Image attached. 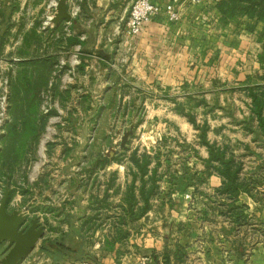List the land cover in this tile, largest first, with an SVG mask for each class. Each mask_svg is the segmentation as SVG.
Instances as JSON below:
<instances>
[{"label":"crops","instance_id":"crops-1","mask_svg":"<svg viewBox=\"0 0 264 264\" xmlns=\"http://www.w3.org/2000/svg\"><path fill=\"white\" fill-rule=\"evenodd\" d=\"M132 1L69 0L70 11L79 7L78 15L71 22L47 25V0H0V55L14 57L16 101L39 104L47 90L53 98L54 94L58 98L57 94H63L66 103L77 98L81 103L99 104L96 120L99 125L105 119L111 121L108 134L114 137V143L132 127H135L134 135L144 130L146 135L156 137L158 133L172 132L173 128L182 133L193 130L183 109L188 106L192 109L198 104L201 86L206 84L207 94L219 90L214 82L215 71L223 73L222 85H226L225 74L231 68L224 61L229 52L238 50L247 54L250 50L246 44L250 40L251 52L256 57L262 53L258 34L263 25L258 24L257 32L251 33L247 26L255 22L245 19L240 29H234L232 23L221 20L216 0H180L176 6L179 20H172L164 10L173 0H152L162 7L161 13L138 37L128 38L125 28ZM233 33L239 36L233 37ZM233 41L239 43L234 50ZM208 97L205 100L209 103ZM80 140V145L75 147L66 145L65 138L63 143L48 141L43 147L38 146L36 153L40 159L31 166L32 174L23 183L11 182L10 214L19 211L31 219L39 218L46 232H96L98 235L122 227L132 233L133 239L129 237L124 244L144 251L143 256L128 251L123 264H156L154 253L159 256L158 264H164L166 250H175L177 245L185 249L184 264H264V192L253 193L254 197L241 194L233 201L216 192L222 186L221 178L205 177L207 193L194 196L190 192L183 196V205L192 199V207L189 211L179 210L185 217L175 215L167 205L174 200L180 204L182 197L177 192L168 195V189L181 181L183 167L193 170L198 164L192 160L185 166L177 161L175 173L171 165L161 161L160 171L167 173L169 167L173 173L168 174L169 178L164 177L159 195L150 200L151 207L147 210L141 200L138 179L132 193L138 204L131 212L126 200L134 181L130 174L133 165L129 160L117 164L89 159L88 146L82 147ZM132 140L125 149L128 152ZM120 149L125 152L121 145ZM74 153H79L81 159H73ZM232 204L246 207L244 215L254 223L253 227L233 226ZM130 212L138 218L131 219ZM105 217L109 218L106 223ZM186 217H191V225H186ZM121 218L126 219V225H120ZM172 227L178 235L190 232L192 238L172 239ZM250 231L257 237L249 238ZM76 240L45 237L37 245L38 256H44L46 264L119 262L121 245L117 244L115 251L103 252L104 236L99 242L91 240L88 244L92 261L57 260L51 252L40 249L45 242L68 248L87 243V240ZM145 259L147 263H143Z\"/></svg>","mask_w":264,"mask_h":264},{"label":"rangeland","instance_id":"rangeland-1","mask_svg":"<svg viewBox=\"0 0 264 264\" xmlns=\"http://www.w3.org/2000/svg\"><path fill=\"white\" fill-rule=\"evenodd\" d=\"M2 7L0 5V15L2 12ZM1 17V16H0ZM1 20V18H0ZM245 19H238L232 22L234 29H240L243 24H245ZM249 21V20H247ZM252 25V24H248ZM248 30V29H247ZM251 33L257 32V30L251 31ZM237 34V33H236ZM233 33V37L239 36ZM260 34V33H259ZM258 34V41L260 35ZM248 44L251 41H247ZM237 42H232V49L236 48ZM239 46V43H237ZM246 44V47L249 48V52L246 54L245 51H236L229 52V55L226 56L224 61L225 64L229 65L231 70H229L226 81V87L222 85V72L219 70L215 71L213 74L215 77L216 89H219L214 94L206 93L205 91L208 88L205 86H201L200 89V98L198 104L194 105L191 109L190 106L188 108H184L183 115L187 118L189 124L193 127V130L190 129L185 132L179 133L174 130L172 132H167V134H156L155 136H149L142 132L134 135L132 137L131 146L129 147L130 155L128 154V149L125 152H121L120 145L122 143V139L114 143L113 136L108 134V130L111 127V121L105 119L100 125L99 120H96V110L99 108V104L93 105L89 102L81 103L79 99L75 98L73 100H69V102H64L63 94H57L60 98H54L47 92V90L42 95V100L37 107V111H39V118H34L35 120L31 124V126L25 131H33L34 130L40 133L37 148L39 145H46L48 141H56L60 143L64 142V138L66 140V145L69 144L73 147L76 145H80V138L82 139V147L86 148L88 146L89 151L87 152L89 159H103L106 161H114L117 164L120 162L125 163L129 160L132 153L136 150L139 151V155L144 153H148L151 155L155 161L160 159L164 161L166 166H172V171L177 173L174 165L175 163L181 162L185 166L191 163L192 160L198 164V166H194L193 170L190 168H182L183 176L181 177V181H178L171 189H173L172 193L180 194L182 198H180V204L174 200L173 203H168L167 208L169 211H174V214L185 217V215L181 214V212L189 211L192 207V199L189 201L188 205H183V196L189 194L190 192L196 196H201L202 194L207 193V183L206 176L208 173L206 172V163L205 161L209 158V152L206 147L202 145V137L205 134L207 140L210 144H218L221 147H227L229 153L234 154L239 160H242L245 164L244 178L248 180H253L254 183H251V190L253 193L264 192V137L261 132L254 133L251 131L253 126L250 124L249 118L251 116L250 112V104L251 100L248 96L247 87L249 85H261L264 86V69L259 63V56H255L251 44ZM247 51V49H245ZM14 59V57H13ZM11 57H5L0 55V77L8 79V83L10 86V95H9V113L11 116V122L7 125L5 134L8 133L9 128L17 123V119L15 116L17 105L15 103V94H14V84H15V76L12 75V71L15 69V62ZM216 60H218L216 58ZM221 64V62L218 60ZM259 68H258V67ZM2 74V75H1ZM209 75V74H208ZM203 76H201V79ZM212 85H210L211 87ZM225 88V89H223ZM211 88L209 89V91ZM209 96V103L206 102L205 97ZM94 107V108H93ZM186 110L189 112L186 113ZM31 113H36V110H31ZM193 113V116L192 114ZM31 114L29 116L33 119ZM94 115V118H92ZM45 118L43 122L38 121L40 118ZM191 118L195 119L196 127L191 123ZM22 121H25L22 120ZM19 123V121H18ZM97 124L99 126H97ZM22 125V124H21ZM44 127L40 132V129ZM98 128L96 131L95 129ZM78 129V130H77ZM70 130V132H69ZM79 131H81V136L79 135ZM68 133V134H67ZM37 134V133H36ZM3 135V136H4ZM33 135V133H32ZM67 135V136H66ZM2 136V137H3ZM0 139V150L4 145V140ZM155 142V143H154ZM33 140L29 137H25L19 142L18 147L21 149L22 147L25 149L29 147H35ZM27 148V149H28ZM131 149L133 152H131ZM34 155H29L27 159H29L30 164H26V162H22L18 167L13 169L12 177L10 179L9 169H5L4 173L6 176L3 178V182L0 183V202L3 200L5 196V192L12 186L9 187L7 183H23L25 182V178L30 176L33 172L31 168L32 165H35V161L40 159L39 154L38 158ZM44 154V153H43ZM42 155V154H41ZM129 155V156H128ZM73 159L80 160V154L74 153ZM117 159L120 162H117ZM116 160V161H115ZM130 162V161H129ZM131 163V162H130ZM27 166V167H25ZM22 167H25L24 169ZM33 167V166H32ZM18 169V172L16 171ZM170 170V168L168 169ZM171 171V170H170ZM134 168L131 169V176L133 175ZM172 172V173H173ZM171 173V172H170ZM171 173V174H172ZM197 177H195V176ZM206 177V178H205ZM194 178V179H193ZM263 180H262V179ZM10 179V180H9ZM170 185V184H169ZM163 187V186H161ZM15 190V189H14ZM13 190V193H14ZM170 191V187L168 189ZM189 198H191L189 196ZM175 199V198H174ZM178 200V199H177ZM190 207V208H189ZM179 212V210H182ZM193 210V209H191ZM188 215H193L191 212H188ZM108 217L104 218V223L108 222ZM186 225H191V217L185 218ZM174 225H176L174 223ZM254 223L249 222L248 228L253 227ZM233 226L237 228L238 225L233 223ZM245 228V227H244ZM171 235L174 236L172 239H176V237L184 238L182 240H186L187 238L190 240L192 235L190 232L186 231L182 235H178L176 233V228L172 227ZM235 229L233 228V231ZM251 230V229H250ZM252 236V239L256 238V234L253 231L249 232ZM107 233H96L93 232H74L71 234L65 233H55L48 231L46 232L45 237L47 239H55V240H87V243H81L82 246H78L75 249L80 253V257L86 258L90 256L91 253L90 241L96 240L99 242L102 239V236H105ZM132 234V233H131ZM153 235L155 233H152ZM189 234V235H188ZM201 236H205L204 233L200 232ZM135 236L138 233H134ZM178 235V236H177ZM256 237H255V236ZM244 237V236H243ZM130 239L131 236H130ZM133 240V239H132ZM77 241V240H76ZM80 243V242H79ZM78 243V244H79ZM89 244V245H88ZM8 248L1 247L0 249V263L3 258L8 253ZM120 259L117 264H123V258L128 254V251H133L136 256H143V249H131L129 244L121 246L120 249ZM129 255V254H128ZM21 264H46V259L44 256H38V247L35 251Z\"/></svg>","mask_w":264,"mask_h":264},{"label":"trees","instance_id":"trees-1","mask_svg":"<svg viewBox=\"0 0 264 264\" xmlns=\"http://www.w3.org/2000/svg\"><path fill=\"white\" fill-rule=\"evenodd\" d=\"M220 13L221 20L226 24L232 23L238 19H247L249 21L255 22V25L247 26L248 30L256 31L257 25L262 24L263 29L260 32L259 43L262 46V53L259 56V63L264 69V0H223L217 5ZM248 96L251 100L250 112L251 116L249 118L250 124L254 123L256 126H253L251 129L252 132L257 133L261 132L264 137V86L259 84L249 85L247 87ZM17 97L15 96V103L17 105L15 116L17 123L12 125L9 128L8 133L2 137L4 140V145L0 150V183L3 182V178L6 176L4 173L5 169H9L10 179L12 177L13 169L15 170L22 162L30 164L28 156L34 155L37 151V142L40 136V133L34 130L30 132L27 130L33 121L29 116L39 115L37 111L38 103L30 104H21L16 101ZM37 106V107H36ZM31 110H36V113H31ZM25 121H22L24 120ZM45 118H40L38 121L43 122ZM19 121V123H18ZM191 123L196 127L195 119L191 118ZM22 124V125H21ZM43 126L40 129V132L43 130ZM33 133V135H32ZM37 133V134H36ZM25 137H29L36 148L29 147L19 148V142ZM202 145L208 149L209 158L205 161L206 163V176L211 177L213 175L218 176L223 180L222 186L217 189L219 195L227 196L231 200H236L241 194H247L250 197H254L253 191L251 190V183H254L253 180H248L244 178L245 164L242 160H239L234 154L229 153L227 147H221L218 144H210L207 140L205 130L202 137ZM264 162V159L262 157ZM116 161V160H115ZM129 161L133 165L135 172H133L132 177L134 178L133 185L129 189L127 203L130 206V211L133 212L134 207L138 204L136 198H133V194L136 189V181L139 179L141 182L140 187V196L142 202H145V209L150 208V200L155 199L160 191L161 184L164 181V177L170 173L169 167H167V173H162L160 168L162 166L161 160L155 159L148 153L139 155V151L136 150L132 153ZM117 162H120L117 159ZM154 164V167H152ZM132 168V169H133ZM195 176V175H194ZM198 176V175H197ZM195 176V177H197ZM9 179V180H10ZM262 179V178H261ZM263 180V179H262ZM172 184L171 181H168ZM11 183H7L10 187ZM173 185V184H172ZM172 195V189H170L169 194ZM246 210L245 206H239L232 204L230 209V216L232 223L238 225L239 229L242 226L249 225V219L244 215ZM129 213L131 219H137V215ZM120 225H126V219H120ZM237 229V230H238ZM96 233V232H93ZM131 233L128 230H124L122 227L115 229L114 231H109L105 236L104 245H102L101 250L105 253L115 251L117 244L121 246L124 245ZM41 252L50 253L57 260H69V261H80L88 260L92 261V256H87L86 258L80 257V253L75 248H68L62 244H55L53 242H45L41 246ZM121 249V248H120ZM119 249V255L121 253ZM185 249L177 245L175 250H166L163 258L164 264H184ZM53 253V254H52ZM153 260L156 264L160 262L159 256L156 253L153 254ZM175 260L174 263H172ZM95 262V260H93Z\"/></svg>","mask_w":264,"mask_h":264},{"label":"water","instance_id":"water-1","mask_svg":"<svg viewBox=\"0 0 264 264\" xmlns=\"http://www.w3.org/2000/svg\"><path fill=\"white\" fill-rule=\"evenodd\" d=\"M68 2L69 0L59 1L57 13L52 20L53 24L58 25L64 21H72ZM134 129L135 127H132L122 137L121 148L123 150L127 148L130 139L134 136ZM10 204L11 195L7 189L0 202V249L4 244H7L10 250L0 264H21L45 238L46 231L39 218L31 219L19 211L10 214Z\"/></svg>","mask_w":264,"mask_h":264},{"label":"built area","instance_id":"built-area-1","mask_svg":"<svg viewBox=\"0 0 264 264\" xmlns=\"http://www.w3.org/2000/svg\"><path fill=\"white\" fill-rule=\"evenodd\" d=\"M60 0H47L48 16L46 24L52 23L53 18L57 13V8ZM221 2L223 0H216ZM180 4V0H173L172 5H168L166 13L172 20H179V13L176 6ZM80 9L75 7L70 11L72 19L78 15ZM162 11V7L154 4L152 0H133L132 6L129 12V18L125 28V35L128 38L138 37L149 25L155 16L159 15ZM9 95L10 86L8 79L3 76L0 77V139L5 134L6 127L11 122V116L9 113ZM148 260H144L143 263H147Z\"/></svg>","mask_w":264,"mask_h":264},{"label":"flooded vegetation","instance_id":"flooded-vegetation-1","mask_svg":"<svg viewBox=\"0 0 264 264\" xmlns=\"http://www.w3.org/2000/svg\"><path fill=\"white\" fill-rule=\"evenodd\" d=\"M2 247H6V248H8L10 250V248L8 247L7 244H4ZM9 250H8V252H9Z\"/></svg>","mask_w":264,"mask_h":264}]
</instances>
